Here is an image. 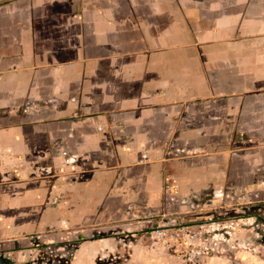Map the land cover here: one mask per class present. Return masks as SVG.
<instances>
[{"label":"crops","instance_id":"obj_1","mask_svg":"<svg viewBox=\"0 0 264 264\" xmlns=\"http://www.w3.org/2000/svg\"><path fill=\"white\" fill-rule=\"evenodd\" d=\"M223 195L264 206V0H0V264Z\"/></svg>","mask_w":264,"mask_h":264},{"label":"rangeland","instance_id":"obj_2","mask_svg":"<svg viewBox=\"0 0 264 264\" xmlns=\"http://www.w3.org/2000/svg\"><path fill=\"white\" fill-rule=\"evenodd\" d=\"M222 198L215 204L210 201L194 208L200 212L196 221L179 219L167 223L160 220L152 226L146 224L122 234L113 243L105 241L92 251L86 248L85 254H77L72 262L264 264V206L247 204L236 197L229 200L223 195Z\"/></svg>","mask_w":264,"mask_h":264}]
</instances>
